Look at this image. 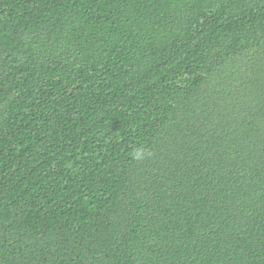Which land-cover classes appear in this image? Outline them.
Returning <instances> with one entry per match:
<instances>
[{
	"label": "trees",
	"instance_id": "obj_1",
	"mask_svg": "<svg viewBox=\"0 0 264 264\" xmlns=\"http://www.w3.org/2000/svg\"><path fill=\"white\" fill-rule=\"evenodd\" d=\"M0 264H264V0H0Z\"/></svg>",
	"mask_w": 264,
	"mask_h": 264
},
{
	"label": "clouds",
	"instance_id": "obj_2",
	"mask_svg": "<svg viewBox=\"0 0 264 264\" xmlns=\"http://www.w3.org/2000/svg\"><path fill=\"white\" fill-rule=\"evenodd\" d=\"M136 158L139 159L140 158V154L136 153Z\"/></svg>",
	"mask_w": 264,
	"mask_h": 264
}]
</instances>
